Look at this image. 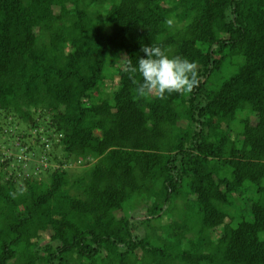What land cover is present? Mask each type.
I'll return each mask as SVG.
<instances>
[{
  "label": "trees",
  "instance_id": "obj_1",
  "mask_svg": "<svg viewBox=\"0 0 264 264\" xmlns=\"http://www.w3.org/2000/svg\"><path fill=\"white\" fill-rule=\"evenodd\" d=\"M150 45L199 86L135 99ZM6 132L0 264H264V0H0Z\"/></svg>",
  "mask_w": 264,
  "mask_h": 264
},
{
  "label": "clouds",
  "instance_id": "obj_2",
  "mask_svg": "<svg viewBox=\"0 0 264 264\" xmlns=\"http://www.w3.org/2000/svg\"><path fill=\"white\" fill-rule=\"evenodd\" d=\"M167 23L172 25L171 20ZM141 51L145 56L137 60L136 66H133L132 60L128 58L123 68L135 85V99L155 97L164 100L172 93L190 94L199 86L201 81L196 62L179 55L169 56L158 45L143 46ZM137 73L139 80L136 78ZM10 195L15 198V193Z\"/></svg>",
  "mask_w": 264,
  "mask_h": 264
},
{
  "label": "rangeland",
  "instance_id": "obj_3",
  "mask_svg": "<svg viewBox=\"0 0 264 264\" xmlns=\"http://www.w3.org/2000/svg\"><path fill=\"white\" fill-rule=\"evenodd\" d=\"M105 86H107L106 85V83L104 84V83H102L101 84V88L103 89ZM7 134H4L3 135V140L2 141H4V143H7V146L9 147V148H11V149H6V148H3V147H0V149H1V151L3 152V155H4V157H2L1 158V160L2 161H4L6 158H8L10 155H11V153H13V155L14 156H19V155H21V151H20V154L18 153V152H16L15 151V149H17V146L18 145H16L17 143L16 142H19L18 141V137H14L13 135H11V134H9L8 132H6ZM28 133H31L30 132V130L28 129L27 130V135H26V137L24 138V139H29V136L30 135H28ZM32 133H34V132H32ZM38 132H36L35 131V135L37 134ZM6 140H7V142H6ZM6 154V155H5ZM1 157V156H0ZM20 157V156H19ZM21 157H23L22 155H21ZM27 161H29L30 160V163H28V164H26V167L28 168L29 166H35V167H37V168H40L41 167V162L42 161H40V162H38V161H36V159L34 158V159H31V158H27L26 156L24 157ZM35 173H37V175L38 176H43L42 175V172H35ZM179 201H183V200H180L179 199ZM172 200H169V201H167V202H162V201H159V203H161V204H167V205H171L172 204ZM176 203H177V200L175 201ZM134 203H136L135 202V200H134ZM180 203H183V202H180ZM168 221H170V218L169 217H164L163 219H162V221L160 222L161 224L162 223H166V222H168ZM188 236V235H187Z\"/></svg>",
  "mask_w": 264,
  "mask_h": 264
}]
</instances>
